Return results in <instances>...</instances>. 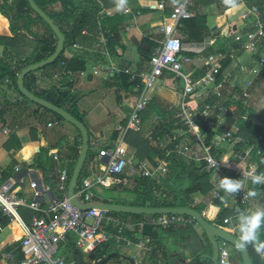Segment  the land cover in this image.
I'll use <instances>...</instances> for the list:
<instances>
[{"label": "crops", "instance_id": "0c3cea01", "mask_svg": "<svg viewBox=\"0 0 264 264\" xmlns=\"http://www.w3.org/2000/svg\"><path fill=\"white\" fill-rule=\"evenodd\" d=\"M71 1L77 20L83 23L77 28L79 29L80 36L77 38L75 44H78L79 48L68 47L64 52V58L65 60H69L74 56L83 57L87 62L86 69L75 76L71 70L66 68L65 63L61 62L63 64L60 63L57 66L38 72L36 74V86L40 89H50L53 86L59 87L61 83L66 81H73L71 100L63 105L64 108L68 109L70 106H73L75 115L82 118L84 125L92 134L91 142H94L97 147L114 148L120 141V133L117 131V128L126 124L130 114V107L138 96L132 87H128L126 90L121 87V84L124 82V75L130 78V74L140 75L150 72L149 60L139 53L138 48L142 45L143 40L155 43L163 40L159 24L162 17L168 13L178 0H126V4L122 7L118 6L117 0ZM161 1L166 5L165 12L156 10L158 3ZM223 2L217 3L213 0H204L203 4L194 2L190 8L191 17L195 14H204L206 16V25L209 27L211 34L206 35L201 43L187 41L188 29L182 23L178 26L177 33L182 44V52L196 54V57L190 59V63L185 66L184 70L191 73L194 78H200L205 73L206 64L209 59L206 52L213 50L215 54H209L211 57L222 55L223 58L216 64L219 67L220 73L219 78L217 76V84L221 85V101L216 104L224 106L221 102L229 101L230 106L224 107H228L231 110V115L223 117L217 113H212L209 118L212 125L207 127V129H211L212 131L220 129L222 133L230 131L232 135L238 134L239 127L237 120L238 118L245 120L246 117L244 113L239 114L238 103L246 102L253 108L252 124L262 128L263 135L258 136V140H261L264 138V69L260 70L257 76L253 75L251 70L256 68L258 58L264 55V43L257 40L251 46L246 37V32L250 27H244L243 21L246 19L244 17L245 14L250 9L248 6L250 4L249 0H238V7H230L228 9H223L222 6L225 4ZM60 11L61 7L59 4H55L49 9V12L52 14H57ZM101 11H106L108 14L100 18L98 15ZM262 16L264 17V12ZM2 17L6 20L7 26L0 30V35L12 36L8 20L4 16ZM95 18L97 23L94 24ZM78 26L79 24H75V27ZM109 39L112 47L115 49V55H111L109 51ZM144 47L147 46L143 45V49ZM144 50H148V47ZM2 52L3 47L0 46V56ZM101 65L112 66L117 72L113 75H105L101 72L93 74V68ZM249 83L250 86H248ZM210 85H213L210 87L212 88L211 90H204L207 86L202 88L203 90L191 102L190 107L194 108V114H197L196 110H202L206 103H210L206 100L209 94L213 96L212 92L216 84ZM102 87L105 91L102 94L101 100H99L100 98L97 99L95 95ZM74 89L77 91L76 93L73 92ZM10 93L13 95L11 96L12 99L10 98ZM181 93L182 81L175 79L170 73L165 72L161 78L150 82L145 95L148 98V103L151 100H155L159 107L154 113H149L147 107L142 112L141 130L142 137L151 143L152 146H156L158 143L159 145L161 144V142L156 143L153 139L154 130L159 128L162 130V127L165 125L166 128H173L176 138L181 141L179 144H188L191 146L192 151L194 150L196 145L191 142L193 139L189 134L185 133L181 123L175 117L181 103ZM15 102L19 104H13ZM26 107L28 108L29 105L21 102V98L14 94L12 88L9 89L7 85L0 87V110L4 111L2 117L4 121L12 108L21 110V108L24 109ZM4 123L3 121L1 122V124ZM203 124L206 125L204 122ZM16 127L15 125L14 128ZM15 133L22 141L21 149L16 151L12 157L0 149V176L4 172L9 173L11 177L17 174L22 175L26 179L25 186H27V181L34 175L40 176L43 180V171L31 168L30 164L41 148H50V138L43 135V133L41 134V131L38 130L37 141H30L26 128H17ZM68 137L66 144L61 145L59 143L60 145L57 149L50 150H60L61 146L69 149L68 156L59 153L60 158H64L63 162L62 160L61 163L53 161V175L55 179L58 170L62 167H66L69 171L71 162L74 160L75 151L78 148L80 149L81 146H78L81 138L78 137L77 132L71 130ZM40 138L45 140L46 146L40 147ZM7 139L8 134H2L0 131V147ZM52 141L56 142L58 140ZM236 143H241L242 145L239 155L233 154V147ZM27 145L40 148L28 159H25L20 156V151ZM120 147L127 152V155H134L133 149L124 141ZM252 147V143L249 140L247 141L237 136L232 144L223 146L222 155L237 165L238 168L260 165L262 159L258 156H251ZM192 154L195 156L196 152ZM238 156H240V159ZM152 161L154 163L161 162L156 154H152ZM196 162L198 161L195 160ZM218 176L222 175L213 174L211 179L213 177L217 179ZM56 183L57 179L55 180V185ZM249 185L243 184V189ZM23 191L27 192V188L24 187ZM103 191L102 194L104 195ZM256 191L258 192L257 197L249 199L252 210L264 208V189L260 188ZM237 195L225 197L224 193L223 196H219L218 198L225 202L228 210H230ZM104 197L106 196L104 195ZM206 209L202 212L203 217L205 218V215L208 213L211 214L213 210L212 217L215 207L209 205ZM146 219L144 218L137 222L123 219L133 225L128 229L130 234H127L131 242L133 244L142 242L144 245L143 249L132 245L136 248V252L132 255L129 254L132 246L128 249L123 248L134 259L136 264H178L179 259L182 258L181 254L183 251H188L190 253L185 261L187 264L191 260V257L194 258L199 252L202 253L206 246L207 239H205L199 226H192L195 235L165 232L163 237H161L160 245H155V241L150 238L149 234L154 233L156 229L152 228V230L148 225L142 226L138 224V222H145ZM135 223L137 224L134 225ZM180 228L182 227H174L172 231L176 232ZM1 232H5L8 235L0 242V257L5 255L6 249L11 248L15 241L20 240L22 236L21 230L14 222L2 227ZM64 247V243L60 245V252L68 256L64 252ZM111 248L117 249L118 246H112ZM17 249L18 247L14 250Z\"/></svg>", "mask_w": 264, "mask_h": 264}, {"label": "built area", "instance_id": "2783aa9c", "mask_svg": "<svg viewBox=\"0 0 264 264\" xmlns=\"http://www.w3.org/2000/svg\"><path fill=\"white\" fill-rule=\"evenodd\" d=\"M195 0H178L168 13L162 17L159 24L160 33L163 40L158 42V46L153 50L149 58L150 72L140 75L130 74L129 82L137 77L144 84L142 90L130 107V114L124 126H119L117 131L120 133L119 144L114 148H99L94 142L90 143L94 150L91 158L86 162L85 175L80 182L78 181L74 190L75 200L82 205H93L100 203L111 204V200L102 195V190L111 189L115 183V178L125 174L127 176L137 175L141 178H153L155 175H164L166 172L162 162L153 165L147 159L137 160L134 155H127V152L120 147L129 131L139 133L142 126L141 114L146 109L148 98L146 91L149 84L154 79L162 77L163 73L172 74L175 79L182 81L181 103L176 113V118L181 123L186 134L194 140L202 153V157L194 156L191 146L188 144L175 143L172 148L165 150V156L175 154L177 156H188L189 159L202 161L205 168L212 174L222 175L226 171L233 172L242 184L251 183L248 178L249 172L257 174L264 172V159L260 165H251L238 168L222 155L224 145L234 142L230 131L222 133L213 140V148L216 154L206 145L205 135L200 131L199 121H203L207 127L212 125L210 116L217 113L223 117L230 116L231 110L216 104L221 99V85L217 84L219 67L216 64L223 58L222 55L209 57L206 64L205 73L200 78H194L191 73L185 72L184 68L190 63V58L182 55V44L178 37L177 28L180 23L191 17L190 8ZM160 12L166 11V5L161 1L157 5ZM106 11H101L99 17L103 18ZM252 17L253 32L247 33L250 45L253 46L257 40L264 41V20L261 18L257 7L252 6L244 16ZM74 49H78V44H73ZM256 68L251 70L255 76L259 75L260 70L264 69V55H261ZM63 64V63H61ZM104 73L113 75L115 69L112 66H95L93 74ZM127 73V71H125ZM210 84H216L212 94L214 103H206L204 108L194 114V108L190 107L188 99L191 95ZM250 86V83L248 84ZM245 96H247L245 94ZM3 134H9V130L3 129ZM259 153V152H258ZM48 156L52 161L60 163L58 150L50 151ZM240 159V156H238ZM87 160V158H86ZM227 163V164H224ZM130 174V175H129ZM69 171L66 167L58 170L54 187L43 182L40 176H32L29 181L22 175H15L6 180L0 176V214L9 219V223H17L21 230L20 245L17 250L7 252L0 257V264H10L14 261L16 251L22 254L20 264H75L67 255L60 252V244L67 240V235L74 239L75 248L82 254L89 255L93 250L105 243L111 246H122L130 248L132 245L143 249L142 242L133 244L127 236L128 229L133 226L131 223L112 215L110 212L89 209L81 210L72 205L67 196L68 184L70 180ZM264 189V185H257ZM27 188V192L23 188ZM248 187L242 189L231 207V215L223 219V224L228 228H235L236 209L252 210L249 199H244ZM44 203V207H42ZM19 208L30 210L33 215L30 223L27 224L19 213ZM135 223L134 225H136ZM139 225H148L153 229L167 230L177 226H198L191 216L186 215H154L147 217L145 222H138ZM2 226L0 224V231ZM123 244V245H120ZM236 253L234 248L222 241L219 244V255L217 264L222 260H227L228 264H238L233 261ZM186 264V263H183Z\"/></svg>", "mask_w": 264, "mask_h": 264}, {"label": "trees", "instance_id": "16d2710c", "mask_svg": "<svg viewBox=\"0 0 264 264\" xmlns=\"http://www.w3.org/2000/svg\"><path fill=\"white\" fill-rule=\"evenodd\" d=\"M34 3L41 9L43 12L49 16L55 25L59 28L61 33L65 38V46L64 51L58 57V59L52 64L48 65L40 70L29 73L24 79V87L32 93L34 96L43 99L52 105L64 108V104L71 100V89L73 88V81H66L61 83L59 87L53 86L50 89H40L36 86V74L47 67H54L59 65L61 62L65 63L67 69L71 70L74 75H79L81 71H84L87 66V62L83 57L74 56L69 60H65L64 52L68 47H71L76 43L77 38L80 36L79 28L83 23L80 20H77V16L74 14L73 3L71 0H33ZM214 2H222L224 0H213ZM204 0H195V3L203 4ZM250 4L249 8L255 6L258 8L261 18L264 20L262 13L264 12V0H249ZM224 3V2H223ZM55 4H59L61 7V11L57 14H52L49 12L50 7ZM223 9H228L231 6L223 4ZM0 13L4 16L9 22V29L12 36H3L0 35V46L3 47L2 55L0 56V87L3 85H7L9 89L12 88L14 92L17 93L19 97H21L22 102L28 104V101L25 97L21 95L16 85V78L20 71L32 64L41 62L47 59L55 50L56 46V38L52 33L49 26L38 17L30 8L27 0H0ZM0 15V30L7 26L6 20ZM97 15V14H96ZM94 24L97 23L95 18ZM105 22V21H104ZM102 22V23H104ZM252 17L246 18L243 21L244 27H250L247 33L253 32L254 29L252 27ZM184 27L188 29L187 31V41L201 43L206 37V35L211 34L209 27L206 25V16L204 14H195L193 17L184 20L181 22ZM180 23V24H181ZM75 24H79L78 27H75ZM213 35V34H212ZM109 51L111 55H115V49L112 47V43L110 39L108 40ZM264 43V41H263ZM143 45L148 47V50L143 49ZM158 46L157 43L143 40L142 45L138 48L139 53L146 59L149 60L150 56L153 53V50ZM182 55L188 56L190 59L196 57V54L191 53H183ZM208 57L210 55H214L215 52L210 50L206 52ZM210 54V55H209ZM228 58V55H227ZM220 74V73H219ZM220 75H218L219 78ZM121 77V76H120ZM129 76L124 75V82L121 84V87L125 90L128 87H132L135 90V93L138 95L142 90L144 82L140 78L134 79V81L129 82ZM7 83V84H5ZM213 85L207 86L204 90H211L210 88ZM203 90L200 89L194 92L191 97L188 99V103L191 102L199 95V92ZM208 91V90H207ZM210 92V91H209ZM27 100V101H26ZM208 102H214V97L209 94ZM219 100L218 102H220ZM10 103V102H9ZM8 103V104H9ZM33 104L32 102H30ZM224 106H230L228 102H221ZM18 105L19 103H13ZM35 105V104H34ZM157 101L151 100L147 105V111L149 113H154L155 110L159 106H157ZM238 108L240 109L239 114H243L246 116L245 120L242 118H238L237 124L239 127V133L233 134L232 137L240 136L244 140H249L252 143L251 156H258L261 159H264V138L258 140L259 135L262 134V128L259 126H255L252 124V115L253 108L249 103L239 102ZM17 109V108H16ZM21 111V115L24 119L29 120V118L40 120L42 117V113L52 114L56 123L63 122L64 120L60 118L55 113L39 107L35 105V109L30 113H26L27 107L22 109H17ZM69 114L73 117L82 121V118L75 115L73 106H70L68 109H65ZM26 111V112H25ZM43 111V112H42ZM165 111V110H164ZM163 112V111H162ZM161 114V112H159ZM4 111L0 110V120L3 121ZM84 124V123H83ZM18 129L28 128V139L30 141H37L38 139V128L33 127L29 124L28 121L19 122L17 125ZM201 132L204 133L206 138V145L212 150L214 154L216 152L213 148V140L222 134L220 129L212 131L211 129H207L204 131L202 127L199 128ZM88 130V129H87ZM173 128H166L164 125L162 130L156 129L154 130L153 139L155 142H161L159 145L152 146L145 138L140 137L134 133V135L130 138L127 137V134L124 138V142L133 149L134 157L137 160L147 159L150 162L152 161V154H156L160 161L163 163V166L166 169L164 175H155L153 178H141L137 175H133L134 189L133 192L138 195L140 198L139 201H136L135 204L124 203L121 205L128 206H136V207H165V208H190L195 210L196 212L202 214V212L209 206L212 205L215 207V212L210 219L205 218L210 224L215 227L224 229L226 226L223 225V219L227 216L231 215V211L228 210L225 202L218 198V188H217V179H211L213 175L211 172H208L205 168V163L200 161L199 164L195 163L194 160L189 159L188 156H177L175 154H169L165 156V150L172 148L175 143H180L173 132ZM78 137L81 138L79 131L76 130ZM132 132V131H131ZM43 133V132H42ZM89 133V150L87 155L86 162L93 155V149L90 146L92 141V134ZM44 134V133H43ZM116 137V136H115ZM264 137V136H263ZM54 139H50V148H41L39 152L35 155L30 167L37 170L43 171V181L54 187L55 185V176L53 175V161L48 156L50 150L57 149L59 147L60 140L54 142ZM194 143V140L191 141ZM40 147L46 146L45 140L40 138ZM81 145V141L78 146ZM22 141L13 131L12 134L8 137V139L2 144L0 149L7 153L10 157L21 149ZM241 143H236L233 147V154L239 155V151L241 150ZM40 147H32V146H24L25 148H30L29 151L23 153V149L20 151V156L22 158L28 159L32 154L36 152V150ZM102 147V146H101ZM59 153L63 155H69V149L67 147H60L58 150ZM80 149L78 148L75 151L74 160L71 162L69 168V175H72V171L76 165ZM259 152V153H258ZM63 162L64 158H60ZM85 162V164H86ZM154 163V162H153ZM85 164L81 171V175L79 177L80 180L87 175V170L85 168ZM153 165H156L154 163ZM225 177L238 179L233 172L226 171L222 174ZM11 176L9 173L4 172L1 174V179L6 180ZM130 177L125 174L120 177L115 178V183L113 187L107 191L112 193L126 191L127 188L124 187V184L120 183L125 178ZM216 182V183H215ZM119 183V184H118ZM260 188L257 185H253L252 183L248 187L249 190H259ZM103 195V194H102ZM104 196V195H103ZM228 195L226 194L225 197ZM106 198V197H105ZM195 198L199 199L198 203H195ZM106 199L111 200L112 203L120 204L114 202L113 198L107 197ZM42 207H44V203H42ZM19 213L22 219L29 224L32 218L33 213L26 208H19ZM112 215L117 216L121 219H129L133 222H137L139 220H143L147 215H131V214H118L112 213ZM149 217V216H148ZM0 224L2 227H5L9 224V219L2 217L0 214ZM182 227L178 231H172L173 229H156L154 233L149 234L150 238L155 241V245H160L161 237L163 234L172 233V234H194L195 232L192 226H177ZM176 227V228H177ZM151 228V227H150ZM174 228V227H173ZM152 229V228H151ZM153 230V229H152ZM230 232V231H229ZM127 234L130 233L127 231ZM237 236V234L235 233ZM160 237V238H159ZM206 239V238H205ZM261 239H264V230H262ZM64 252L68 254V257L75 262V264H89L90 259L99 261L102 259L110 249H112L110 243L102 244L96 247L93 252H91L90 258H88L85 254H82L75 248L74 239L71 235H67V240L64 243ZM20 245V240L15 241L13 246L6 249V253L14 250ZM62 245V244H60ZM206 248V249H205ZM204 248V252L200 253V255L195 256L192 261H195L196 257L201 256L202 254L207 257L211 255V246L206 241V246ZM236 252V250L234 249ZM251 263L252 264H264V259L261 256L257 255L251 246L247 249ZM205 257L203 259H205ZM22 259V254L19 251H16V256L14 261L11 264H20ZM210 264V263H209Z\"/></svg>", "mask_w": 264, "mask_h": 264}, {"label": "water", "instance_id": "95a60500", "mask_svg": "<svg viewBox=\"0 0 264 264\" xmlns=\"http://www.w3.org/2000/svg\"><path fill=\"white\" fill-rule=\"evenodd\" d=\"M31 10L40 17L51 29L52 33L54 34L56 38V46L54 52L45 60L29 65L25 68H23L20 73L17 75L16 78V85L23 97H25L28 101L32 102L33 104L45 108L56 115H58L60 118H62L65 122L70 123L76 130L79 131V134L81 136V146H80V152L79 156L76 162V165L72 171V175L69 180L68 184V190H67V196L70 200V203L76 207H78L81 210H89V209H96V210H102L110 213H118V214H131V215H147V216H154V215H167V214H175V215H186L191 216L201 229L202 233L204 234L205 238L211 245V255L205 257L203 254L201 256L196 257L195 261L189 260L187 264H217L218 262V255H219V244L224 241L228 244H230L235 250L236 255L233 258V261L238 264H252L248 251H241L238 250L235 247L234 240L237 238L235 234H232L231 232L221 229L218 227L213 226L210 224L202 214L196 212L193 209L190 208H165V207H157V208H150V207H136V206H128V205H121V204H115V203H100V204H93V205H82L78 203L74 198V190L76 188V185L78 183L79 177L81 175V171L83 169L84 163L86 161L88 150H89V133L86 128V126L73 117L71 114H69L65 109L56 107L52 105L51 103L40 99L36 96H34L32 93H30L25 87H24V79L25 77L32 72H35L37 70H40L48 65H52L58 57L62 54L64 51L65 46V38L57 25L53 22V20L47 16L45 12H43L41 9L38 8V6L34 3L33 0H27ZM213 29H215L213 27ZM144 49H147V47H144ZM198 125L203 128V130L207 129V126L203 124L202 121L198 122ZM190 252L183 251L181 254L182 258L179 259L178 264H183L187 260V256ZM200 255V252L197 254ZM88 258H90V255H87ZM205 257V259H203ZM117 259V260H115ZM89 264H136L134 259L129 256L126 251L124 252H110L107 253L102 259L97 261L96 263H93V259H90Z\"/></svg>", "mask_w": 264, "mask_h": 264}, {"label": "rangeland", "instance_id": "374dc122", "mask_svg": "<svg viewBox=\"0 0 264 264\" xmlns=\"http://www.w3.org/2000/svg\"><path fill=\"white\" fill-rule=\"evenodd\" d=\"M50 67H52V66H50ZM50 67H47V68H50ZM104 91L105 90L103 89V87L100 88V90L97 92L95 97L97 99L100 98L99 100H101V97H102V94L104 93ZM73 92L76 93L77 91L74 89ZM14 94L16 96H18L16 92H14ZM11 96H13V95H11V93H10V98L12 99ZM21 102H22V99H21ZM28 105H29V107L27 108V110H29V111L28 112L25 111L26 113H30L32 110L35 109V105L34 104H31L30 102H28ZM21 113H22L21 111H18L17 109H13L12 108L11 112L8 115H6V120L5 121L3 120V123L4 122L5 123L1 124L2 121L0 120L1 121L0 122V131H1V133H2V129L5 128V129L9 130V132H10L8 134V137H9L12 134L13 131L14 132H15V130L17 131V127L14 128L15 125L16 126L19 125V122H22V121H28L31 126L38 128V130L41 131V134L43 132L44 133L43 135L47 136L50 139H54V140H58L59 139L60 140V144L64 145V144L67 143L66 141H67V138H69L68 136L70 135L71 130H74L76 132V129L74 128V126H72L68 122L63 121V122H60V123H56L52 114L42 113V115H41L42 117L40 118V120H35V119H32V118H29V120H26V119H24L22 117ZM26 130L29 132L28 128H26ZM133 135H134V132L130 131L127 134V137L130 138ZM136 135L142 137V130L139 133H136ZM27 146H29V145H27ZM29 149L30 148L23 149V153L29 151ZM198 149H199V147L196 145L194 147L193 152H196L195 157L200 158V157H202V153L200 151H198ZM131 154H132V151H131ZM196 163L199 164V162H196ZM218 177L219 178H223L225 176L222 175V176H218ZM214 179H215V177L213 178V181H215ZM120 183H122V185L124 184V187L127 188L126 191L124 190V191L115 192V193H112L110 191H103L104 195L106 197L113 198L114 202H117V203H120V204H124V203L135 204L136 201L140 200L138 195L135 194V192H133L134 182H133L132 176L125 178ZM217 194H218L217 196L219 197V196H223L224 193L222 191H218ZM198 202H199V199L195 198V203H198ZM206 211H207V209H206ZM212 213H213V210L211 211V214L210 213L206 214L205 218L210 219ZM147 217H145V218H147ZM225 229L230 231L232 234L236 233L235 228H229L228 229V227H225ZM7 235L8 234H6L5 232H1L0 233V242L3 241L6 238ZM120 245H123V244H120ZM120 247L123 248L122 246H120ZM134 252H136V248L134 246H132L130 248L129 254L132 255Z\"/></svg>", "mask_w": 264, "mask_h": 264}, {"label": "clouds", "instance_id": "9594fccd", "mask_svg": "<svg viewBox=\"0 0 264 264\" xmlns=\"http://www.w3.org/2000/svg\"><path fill=\"white\" fill-rule=\"evenodd\" d=\"M118 6L126 4V0H117ZM226 5L232 8L238 7V0H224ZM227 164V163H224ZM248 178L253 185H264V172L259 174L249 172ZM243 184L239 179H232L228 177H217V188L228 195H237L243 189ZM258 192L249 190L244 196V199L257 197ZM236 225L235 231L237 238L234 240L235 247L238 250L246 251L251 246L254 252L264 258V239H261L262 230H264V208L255 210H236ZM221 264H228L227 260H222Z\"/></svg>", "mask_w": 264, "mask_h": 264}, {"label": "flooded vegetation", "instance_id": "af4514ba", "mask_svg": "<svg viewBox=\"0 0 264 264\" xmlns=\"http://www.w3.org/2000/svg\"><path fill=\"white\" fill-rule=\"evenodd\" d=\"M124 252V249L123 248H121V247H118L117 249H110L109 251H108V253H110V252ZM115 260H117V259H115ZM118 261V260H117ZM97 262V260H94L93 261V263H96Z\"/></svg>", "mask_w": 264, "mask_h": 264}, {"label": "bare ground", "instance_id": "6f19581e", "mask_svg": "<svg viewBox=\"0 0 264 264\" xmlns=\"http://www.w3.org/2000/svg\"><path fill=\"white\" fill-rule=\"evenodd\" d=\"M15 223V222H14ZM15 225H17V223H15Z\"/></svg>", "mask_w": 264, "mask_h": 264}]
</instances>
